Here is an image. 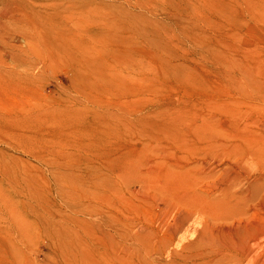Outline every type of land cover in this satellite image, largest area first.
Instances as JSON below:
<instances>
[{
	"label": "bare ground",
	"instance_id": "bare-ground-1",
	"mask_svg": "<svg viewBox=\"0 0 264 264\" xmlns=\"http://www.w3.org/2000/svg\"><path fill=\"white\" fill-rule=\"evenodd\" d=\"M199 1L219 27L195 40L225 97L176 99L129 116L124 129L163 144L155 155L101 161L117 174L107 206L69 220L72 228L60 221L46 231L59 245L61 226L76 238L66 264H264V0ZM129 7L137 10L138 0H47L41 10L5 0L0 91L13 92L15 73L24 83L51 64L89 71L97 37L125 23ZM13 23L28 28L21 52L10 39ZM22 108L17 117L25 124L26 103Z\"/></svg>",
	"mask_w": 264,
	"mask_h": 264
},
{
	"label": "rangeland",
	"instance_id": "rangeland-1",
	"mask_svg": "<svg viewBox=\"0 0 264 264\" xmlns=\"http://www.w3.org/2000/svg\"><path fill=\"white\" fill-rule=\"evenodd\" d=\"M15 1L38 10L47 2ZM138 3L137 10L129 7L125 23L116 21L97 37L89 71L51 64L43 76L24 83L15 73L13 92L0 91V264H66L76 238L61 226L59 245L46 231L60 221L72 228L69 220L107 206L117 174L101 168V161H130L161 147L151 133L124 129L129 116L152 114L176 99L225 97L214 65L201 55L203 42L195 40L218 33L217 16L212 20L199 0ZM11 28V42L20 46L15 51L28 49V28ZM22 103L25 124L17 117L24 115Z\"/></svg>",
	"mask_w": 264,
	"mask_h": 264
}]
</instances>
